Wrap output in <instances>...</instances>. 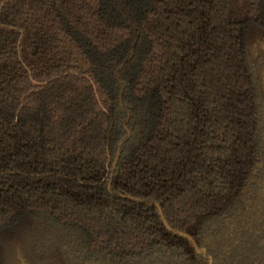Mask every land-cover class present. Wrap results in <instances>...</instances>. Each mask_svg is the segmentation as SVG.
<instances>
[{
	"label": "trees",
	"instance_id": "trees-1",
	"mask_svg": "<svg viewBox=\"0 0 264 264\" xmlns=\"http://www.w3.org/2000/svg\"><path fill=\"white\" fill-rule=\"evenodd\" d=\"M256 39L264 0H0V233L29 264H264Z\"/></svg>",
	"mask_w": 264,
	"mask_h": 264
},
{
	"label": "rangeland",
	"instance_id": "rangeland-1",
	"mask_svg": "<svg viewBox=\"0 0 264 264\" xmlns=\"http://www.w3.org/2000/svg\"><path fill=\"white\" fill-rule=\"evenodd\" d=\"M258 39L261 40L260 37ZM256 39L254 44V49L260 53L264 54V42ZM24 228L17 229L13 232H1L0 233V245L7 252L8 259L14 258L21 264H29L28 259H26V251L24 248V239L26 236Z\"/></svg>",
	"mask_w": 264,
	"mask_h": 264
},
{
	"label": "water",
	"instance_id": "water-1",
	"mask_svg": "<svg viewBox=\"0 0 264 264\" xmlns=\"http://www.w3.org/2000/svg\"><path fill=\"white\" fill-rule=\"evenodd\" d=\"M115 164H116V160H115V162H114V164H113V166H115ZM159 214L161 215V217H162V213H161V211L159 210ZM162 220H163V222H164V224H165V226L169 229V226L167 225V223L164 221V219H163V217H162Z\"/></svg>",
	"mask_w": 264,
	"mask_h": 264
}]
</instances>
